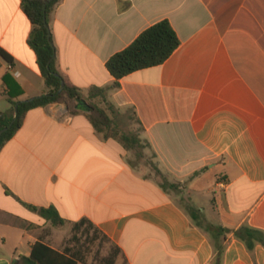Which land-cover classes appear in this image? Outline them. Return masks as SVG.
Returning <instances> with one entry per match:
<instances>
[{"label":"crops","instance_id":"crops-1","mask_svg":"<svg viewBox=\"0 0 264 264\" xmlns=\"http://www.w3.org/2000/svg\"><path fill=\"white\" fill-rule=\"evenodd\" d=\"M162 20L179 48L116 86L109 59ZM49 26L86 103L91 88L107 89L99 105L117 125L130 112L139 131L106 138L65 102L30 110L0 151V264H25L37 242L97 264L72 243L93 241L90 225L119 248L113 264H264V0H60ZM32 29L21 0H0V49L13 58L0 56L1 112L12 108L5 75L18 100L48 91ZM179 194L224 230L218 240ZM50 207L63 226L39 211Z\"/></svg>","mask_w":264,"mask_h":264},{"label":"trees","instance_id":"trees-1","mask_svg":"<svg viewBox=\"0 0 264 264\" xmlns=\"http://www.w3.org/2000/svg\"><path fill=\"white\" fill-rule=\"evenodd\" d=\"M60 0H21V6L24 13L32 23L33 29L29 38V44L37 55V61L40 71L44 77L48 91L38 97L27 100H18L22 94L21 86L13 81L9 75L3 77L8 90L4 92L8 102L12 105L10 112L0 111V130L8 127L15 119V106L20 103L19 115L12 127L0 136V151L5 144L14 137L17 131L22 127L27 113L38 107H45L53 103H67L70 112L76 114L85 111L95 130L103 134L106 138L120 137L127 143L131 141L124 132H121L119 126L110 116L108 110L100 106L96 100L106 99L107 89L94 87L90 89L88 103L83 99L81 90L71 84L67 76L62 72L58 65V49L53 43L50 30V17L55 6ZM51 36V42L49 37ZM181 42L176 31L168 20H162L146 29L132 44L124 50L114 54L107 62V68L111 75L116 79L115 85H119V80L136 71L156 67L165 63L179 48ZM0 56L8 63L13 64V58L4 50L0 49ZM64 83V89L61 90ZM162 187L177 188L180 185L170 184L164 180ZM185 209L191 215L197 226L203 227L214 234L216 240L223 229L210 224L206 218L190 200L185 204ZM42 215L51 220L55 226H63V219L58 210L54 207L41 208ZM87 220L75 224L74 230L81 229ZM93 229L92 240L99 237L108 241L106 236H101L100 232L90 225ZM218 255L221 256L223 247L216 245ZM120 250L116 246L111 247V254L105 264H113V258L119 254ZM22 261L25 264H78V260L70 256L67 252H59L47 244L37 242L29 257L23 256Z\"/></svg>","mask_w":264,"mask_h":264},{"label":"rangeland","instance_id":"rangeland-1","mask_svg":"<svg viewBox=\"0 0 264 264\" xmlns=\"http://www.w3.org/2000/svg\"><path fill=\"white\" fill-rule=\"evenodd\" d=\"M96 102L98 103V100H96ZM3 107H5V109L11 108V105L7 101H4ZM121 114L122 117L118 125L121 132H138L139 126L134 121V119H131L132 117L130 112L125 111ZM143 153L146 164L151 166L154 163L152 152L149 150V148H145ZM178 201L180 204L185 206L188 199H186L183 194H179ZM81 240L82 241L80 242L72 241V243L75 244V248H81L89 259H94V263L99 264L102 258L108 257L111 254V244L107 240L102 239V237H99L93 241L88 238L86 239L85 237H81Z\"/></svg>","mask_w":264,"mask_h":264},{"label":"water","instance_id":"water-1","mask_svg":"<svg viewBox=\"0 0 264 264\" xmlns=\"http://www.w3.org/2000/svg\"><path fill=\"white\" fill-rule=\"evenodd\" d=\"M49 41L51 42V44H53L52 41H51V36L49 37ZM63 89H64V83L62 85L61 90H63ZM20 103L21 102L17 103L16 106H15V119L13 120V122L8 127L3 128L2 130H0V136H2L5 132H7L12 127V125L14 124L16 119L18 118Z\"/></svg>","mask_w":264,"mask_h":264}]
</instances>
